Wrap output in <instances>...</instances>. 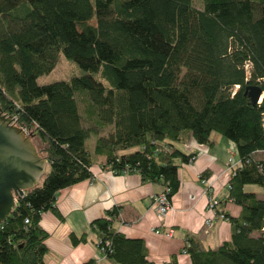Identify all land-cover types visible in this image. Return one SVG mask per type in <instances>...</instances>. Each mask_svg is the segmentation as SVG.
Returning <instances> with one entry per match:
<instances>
[{
  "label": "trees",
  "instance_id": "16d2710c",
  "mask_svg": "<svg viewBox=\"0 0 264 264\" xmlns=\"http://www.w3.org/2000/svg\"><path fill=\"white\" fill-rule=\"evenodd\" d=\"M60 54L85 74L39 85ZM249 86L260 89L259 104L245 95ZM0 110L32 129L49 166L0 225V264H45L41 214L60 216L57 193L92 178L91 136L104 167L160 183L171 201L178 169L196 157L178 146L189 135L211 146L212 133L231 141L241 162L225 198L241 215L224 213L229 242L203 250L187 237L183 253L190 264H264V200L246 190L264 194V158L254 157L264 152V0H202L200 9L192 0H0ZM118 214L91 224L102 255L154 264L142 240L113 228Z\"/></svg>",
  "mask_w": 264,
  "mask_h": 264
},
{
  "label": "crops",
  "instance_id": "0c3cea01",
  "mask_svg": "<svg viewBox=\"0 0 264 264\" xmlns=\"http://www.w3.org/2000/svg\"><path fill=\"white\" fill-rule=\"evenodd\" d=\"M215 134L210 136L211 146L197 144L190 135L183 145L178 146L184 153L196 154V158L178 169L179 189L171 198L172 210L162 219L158 218L152 201L163 192V186L143 182L137 173L111 172L104 167L105 157L94 154V138L91 145L87 144L91 152L89 171L92 178L57 193L55 206L60 216L51 212L41 214L40 225L48 233L45 264H86L91 260H95V264H113L98 249L99 238L91 226L93 221L105 217L113 208L119 209L113 228L128 238L142 240L147 257L154 264H167L173 256L178 264H190L189 256L183 253L187 237L195 238L203 250H215L229 242L232 234L229 222L216 221L210 229L205 228V221L213 219L214 213L207 210L205 187L200 180L204 173L212 192L220 200V208L233 218L241 215L239 206L225 202L230 179L228 152L230 145L235 146ZM261 154L264 152L254 157ZM46 164V168L49 167ZM250 191L264 200L259 189L251 187ZM163 229H173L174 236L165 238L154 233V230ZM71 234L77 238L84 236L86 242L71 245ZM252 237H259V233H253Z\"/></svg>",
  "mask_w": 264,
  "mask_h": 264
},
{
  "label": "water",
  "instance_id": "95a60500",
  "mask_svg": "<svg viewBox=\"0 0 264 264\" xmlns=\"http://www.w3.org/2000/svg\"><path fill=\"white\" fill-rule=\"evenodd\" d=\"M245 95L254 105L263 97L256 86L247 87ZM31 133L25 134L13 117L0 110V225L11 215L17 199L38 186L45 175L47 161L38 154Z\"/></svg>",
  "mask_w": 264,
  "mask_h": 264
},
{
  "label": "built area",
  "instance_id": "2783aa9c",
  "mask_svg": "<svg viewBox=\"0 0 264 264\" xmlns=\"http://www.w3.org/2000/svg\"><path fill=\"white\" fill-rule=\"evenodd\" d=\"M13 117V116H11ZM16 121L15 117H13ZM23 132L26 133V130L23 129ZM229 159L227 161V173L231 175L234 174V171L237 168H240L241 162H233L231 156H233V153L231 151L228 152ZM192 160H195L193 158ZM202 184L205 187V194L207 196V210L214 213V218L209 219L205 221V228L206 230L210 229L214 226V223L216 221H226L224 211L220 208V200L215 196V194L211 190V184L207 181V179H200ZM226 189H228V186H226ZM167 189L166 187H163V192L159 194L158 196L153 197L152 201V207L154 208L158 218L162 219L164 218L171 210V202L166 196ZM154 233L159 236H163L165 238H172L174 236V230L173 229H163V230H154ZM186 254V253H184Z\"/></svg>",
  "mask_w": 264,
  "mask_h": 264
},
{
  "label": "rangeland",
  "instance_id": "374dc122",
  "mask_svg": "<svg viewBox=\"0 0 264 264\" xmlns=\"http://www.w3.org/2000/svg\"><path fill=\"white\" fill-rule=\"evenodd\" d=\"M192 3L194 5V7H196L197 9H200L201 8V5H202V0H192ZM84 74L85 73L73 61L68 60L62 54H60L59 57H58V60H57V64H56L55 68L53 69V71L51 73H49L48 75H43V76L39 77L37 79V83L39 85H46V84H49V83H52V82H57V81H70L72 78H74V77H80V76H82ZM92 76L96 80H99L102 83H104V81H102L98 77V75L93 74ZM79 107L81 108V113H82V105L79 104ZM18 127L21 128V129L22 128L25 129L26 130V133L25 134H27V135H29V133L32 132V129H30V128L22 127V126H18ZM215 135H217V134H215ZM218 136H220V135H218ZM224 140H226V139H224ZM32 141H36V144L39 147L38 150H41L42 149L43 146L40 143V141H39L38 138L35 137V138H33ZM93 142H94V137L91 136L89 138V140L87 141V144L88 145H91ZM230 143H232V142L230 141ZM230 146H231V148H229V150L233 153V156H231V158H232L233 162H236L237 159H238V156L236 154V150H235V148L232 145H230ZM262 158H264V155H262V154L257 157V159H262ZM48 169H49V167L46 168V172H48ZM251 187L252 188L259 189V188L255 187V186H248L247 187L248 188L247 190L250 191V188Z\"/></svg>",
  "mask_w": 264,
  "mask_h": 264
}]
</instances>
